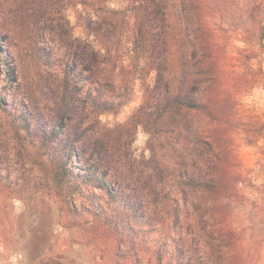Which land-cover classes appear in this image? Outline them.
I'll return each mask as SVG.
<instances>
[{
	"label": "trees",
	"instance_id": "trees-1",
	"mask_svg": "<svg viewBox=\"0 0 264 264\" xmlns=\"http://www.w3.org/2000/svg\"><path fill=\"white\" fill-rule=\"evenodd\" d=\"M117 1L0 0V59L6 48L10 85L23 89L27 62L38 90L11 102L1 91L0 107L18 113L47 151L38 156L51 166V186L103 213L102 225L119 235V245L149 253L154 264H253L260 241L255 236L247 246L242 235L264 225V211L245 212L234 141L237 132L251 145L263 137L260 115L240 113V96L260 82L227 67V43L208 20L210 0ZM75 6L93 31L85 42L69 19ZM262 12L246 11L254 23L249 35L262 34ZM253 49L243 58L248 70L259 55ZM136 86L141 102L129 119L102 125L99 118L125 106ZM143 123L148 159L132 147ZM206 247L209 256H196Z\"/></svg>",
	"mask_w": 264,
	"mask_h": 264
},
{
	"label": "rangeland",
	"instance_id": "rangeland-1",
	"mask_svg": "<svg viewBox=\"0 0 264 264\" xmlns=\"http://www.w3.org/2000/svg\"><path fill=\"white\" fill-rule=\"evenodd\" d=\"M210 1L214 11L208 20L215 34L227 43V67L234 72L248 71L260 82L254 85L251 92L240 96V113L252 110L264 122V29L262 34L249 35L247 29L254 23L246 13L257 8L264 10V0ZM115 2L119 4V1ZM83 9L75 6L68 13L75 35L85 42V39H91L89 34L93 31L85 29ZM262 15L264 24V12ZM248 40L257 42V46L253 49ZM0 42L3 44L2 40ZM252 49L259 55L250 61L251 68L248 70L243 58ZM2 55L0 93L3 92L4 101L11 102L13 95L18 96L24 91L36 97L37 78L34 79L33 69L27 62L20 69L23 89L18 90L15 83L10 85L15 75L6 48ZM21 60L26 61L25 58ZM259 69L263 73L258 72ZM140 102L141 91L136 86L129 102L116 113L102 115L99 118L101 124L112 127L125 122ZM147 128V123H143L137 131L133 130V150L139 158L143 155L144 159L149 157ZM263 134L264 131L263 137L251 145L243 141L242 135L235 133L234 143L243 164L248 197L245 212L249 216L259 215L260 205H263L264 211ZM38 140L26 132L18 113L0 107V264H154L149 253L138 255L125 244L119 245L118 234L102 225L103 213L88 208V200L79 197L76 202H69L51 186L52 182L46 177L51 166L44 162L46 157L41 162L38 156L47 151L40 147ZM95 197L110 212L105 197L98 189H95ZM256 201H259L257 206ZM75 204L80 209H74ZM81 206H86V209H81ZM242 236L247 246H251L255 236L258 238L260 244L255 249L253 264H264V225L257 226L255 232L245 230ZM207 254H210L208 247L196 250V256Z\"/></svg>",
	"mask_w": 264,
	"mask_h": 264
}]
</instances>
